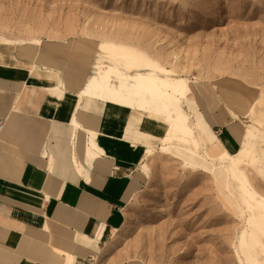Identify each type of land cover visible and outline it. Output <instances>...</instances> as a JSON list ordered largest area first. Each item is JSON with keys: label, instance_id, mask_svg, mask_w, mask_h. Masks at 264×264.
I'll use <instances>...</instances> for the list:
<instances>
[{"label": "rangeland", "instance_id": "obj_1", "mask_svg": "<svg viewBox=\"0 0 264 264\" xmlns=\"http://www.w3.org/2000/svg\"><path fill=\"white\" fill-rule=\"evenodd\" d=\"M103 42L137 50L169 70L159 76L163 80L187 81L191 95L183 111L210 144L229 141L225 162L235 150L249 147L244 173L264 199V0H0V50L46 46L53 53L56 45L64 51L83 45L90 63L95 57L92 77L109 63L96 48ZM114 66L123 72L121 64ZM223 90L251 99L250 112L256 102L252 116L234 122L235 134L217 118L229 108ZM204 113L208 124L219 125L211 130ZM143 117L163 129L155 145L144 144L155 152L147 162L150 171L139 164L124 225L115 229L120 240L102 262L94 255L84 264H264V213L246 208L234 184L228 190V175L220 166L164 146L167 117L133 111L130 129ZM206 151L210 158L219 153Z\"/></svg>", "mask_w": 264, "mask_h": 264}, {"label": "crops", "instance_id": "obj_2", "mask_svg": "<svg viewBox=\"0 0 264 264\" xmlns=\"http://www.w3.org/2000/svg\"><path fill=\"white\" fill-rule=\"evenodd\" d=\"M63 47L0 50V264H84L99 256L124 225L144 144L163 134L157 121L143 117L130 129L129 110L80 100L95 57L90 63L83 45ZM74 118L97 136L103 155L87 160L88 135L72 127ZM217 118L228 134L237 132L240 117L224 110ZM203 140L205 151H219L214 158L230 151L229 141Z\"/></svg>", "mask_w": 264, "mask_h": 264}, {"label": "bare ground", "instance_id": "obj_3", "mask_svg": "<svg viewBox=\"0 0 264 264\" xmlns=\"http://www.w3.org/2000/svg\"><path fill=\"white\" fill-rule=\"evenodd\" d=\"M38 43L39 41H34L32 44L37 45ZM103 43L97 45L96 48L98 53L109 63L102 65L100 71L88 80L85 87L79 92L80 100H98L129 110L131 113L135 111L140 116L146 114L156 118L167 117L166 134L162 140L165 143L164 146L180 147L185 152L211 166H220L228 175V190L231 191V184H234L236 193L243 198L244 206L263 214L264 199L251 188L249 180L244 173V164L250 150L249 147L243 146L242 149L235 150L236 154L230 158L231 161L229 162H225L224 155L227 154V150L217 158H210L205 151L202 130L195 123L193 117L183 111L186 102L190 100L191 90L189 83L184 80L176 82L163 80L159 76H166L170 71L147 59L145 55L137 50L114 43ZM114 64H121L123 72ZM142 69L147 70L148 73L141 75L139 72ZM134 73L136 74L132 75ZM114 81H117L116 86L112 84ZM222 92L229 107V114L232 117L248 115L252 107L251 99L245 98L236 92H228L226 90ZM71 125L76 131H82L88 135L85 150L87 160L92 161L103 155L95 134L84 129L76 118L72 120ZM144 148L141 168L147 172L150 171L147 162L155 155V152L151 147L145 146ZM157 152L164 153L161 149L157 150ZM75 164L79 170L83 169L78 161ZM201 172L205 174V172ZM261 175L264 180V164L261 168ZM249 222H253V219L250 218ZM252 224L257 225L255 223ZM241 233V238H243L245 231ZM121 235L119 230L114 231L113 237L100 249L99 259L101 262L115 247ZM251 238L256 241L253 233H251Z\"/></svg>", "mask_w": 264, "mask_h": 264}]
</instances>
